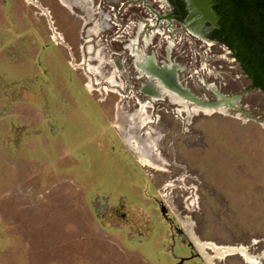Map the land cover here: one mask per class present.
<instances>
[{
    "label": "rangeland",
    "instance_id": "374dc122",
    "mask_svg": "<svg viewBox=\"0 0 264 264\" xmlns=\"http://www.w3.org/2000/svg\"><path fill=\"white\" fill-rule=\"evenodd\" d=\"M69 2L0 0V264H250L194 239L264 264V93L167 0ZM162 62L200 100L237 97L205 114L175 113L166 97L142 106L155 122L145 132L160 138L156 171L111 119L138 109V70ZM91 76L112 84L91 94Z\"/></svg>",
    "mask_w": 264,
    "mask_h": 264
},
{
    "label": "flooded vegetation",
    "instance_id": "af4514ba",
    "mask_svg": "<svg viewBox=\"0 0 264 264\" xmlns=\"http://www.w3.org/2000/svg\"><path fill=\"white\" fill-rule=\"evenodd\" d=\"M167 2L169 4L170 12L172 14V17L174 19H176L177 21H180L183 26H186L187 28H191L192 32L198 34L199 36H201L203 38H208L209 40H211L213 42H216L210 36L212 30L214 28L218 27V26L215 27V26H211L210 25L211 23H213V16L204 15L203 13L200 12V10L195 5L192 6L190 4L186 8L184 0H167ZM212 5H211V7H212ZM187 12H188V14H187ZM215 14L218 15L216 12H215ZM218 17H219V15H218ZM218 17H217V20H218ZM205 19L210 20L209 22H211V23H208L207 21L201 23ZM217 20H216V22H217ZM200 23H201V25H200ZM50 25L52 27V24H50ZM51 30H52V33L54 34V35H52V39L54 40V44L62 46L64 41L57 36V34L54 32L53 29H51ZM84 33H85V31H84ZM85 39H86V37H85ZM56 42H58V43H56ZM216 43H218V42H216ZM86 48L84 47V49H82V62L79 64V66H82V67L85 65L84 61H85ZM129 49L137 58L143 59V60L146 59L145 55L142 52L139 53L138 51L134 50L132 44H131V46H129ZM82 64H84V65H82ZM92 71H95V70H92ZM138 71H139L140 74H142V76H145L147 78V81H146L145 84L142 85V88L140 90V92H141V94L143 96L142 99H144V101L143 102H139L137 104V106H136L137 108H139L141 106H144V107L145 106H149V108L152 109V112H153V111H155L154 110L155 102L158 101V100L163 99V97L165 99V97H166L171 104L177 106V108L174 110L175 113H177V110L179 108L180 109H184V107L187 108L190 111V113H191L192 109H194V108H196V109L223 110L224 111L225 107L229 105L227 102H229V101L231 102V101H234L236 99L235 97L229 98L228 100L225 99V98H221V100H219L215 104L209 105V106L200 105V104H196L195 102H191V100L188 99V94H186L184 91H182V89H180L181 85H179L178 82L173 81L174 80L173 67H171V65L169 63L165 64L164 62H162L160 65H158V67L149 66L146 69L141 68ZM112 75L113 74H111L110 77H112ZM113 77H114V75H113ZM90 79H93V81H94V77L93 76H91ZM105 81L107 83H109V84H112L111 81L109 80V78H106ZM105 81L104 80L100 81L99 84L95 83V81H94L93 84L90 83V85L92 84L94 87L92 89H89L88 86H87L86 89L91 94H93V92L97 93V91L101 90L99 85L104 84ZM190 104H191V106H189ZM119 109H123V108L119 107ZM134 110H132L130 112H124V113H125V115H129ZM116 111H117V107H115V111L113 112V116H112V119H111V124L113 123L114 114L116 113ZM190 115L191 114H189V116ZM121 123H120L121 127L127 124L125 122V120H123V119H121ZM156 123H158V122H156ZM117 132H118V130H117ZM140 132H136V136H135V138L138 140L137 143H139V146H136L137 148L135 146H133V144H128V143L124 142V140L120 137V134L118 132V135L121 138L122 142L130 149V151L132 153H134V155L137 158H138L139 155H142V153H143L144 156H149V154L147 153L146 149H144V148L140 149V148H142L141 144H142V139L144 138L143 132L142 131H140ZM159 154H160V151H159ZM243 249H245L247 251L246 248H243ZM252 255L258 256V255H261V254H252ZM182 259H183L182 260V264H183L185 262L187 263V262L192 261L193 257L187 256V257L182 258ZM176 261H178V260L175 259V262Z\"/></svg>",
    "mask_w": 264,
    "mask_h": 264
},
{
    "label": "trees",
    "instance_id": "16d2710c",
    "mask_svg": "<svg viewBox=\"0 0 264 264\" xmlns=\"http://www.w3.org/2000/svg\"><path fill=\"white\" fill-rule=\"evenodd\" d=\"M218 27L210 34L229 50L250 87L264 93V0H216Z\"/></svg>",
    "mask_w": 264,
    "mask_h": 264
},
{
    "label": "bare ground",
    "instance_id": "6f19581e",
    "mask_svg": "<svg viewBox=\"0 0 264 264\" xmlns=\"http://www.w3.org/2000/svg\"><path fill=\"white\" fill-rule=\"evenodd\" d=\"M62 6L67 7L70 6L71 3L69 2V0H60ZM81 2V1H80ZM74 4V3H73ZM72 4V5H73ZM196 6V5H195ZM71 7V6H70ZM197 7V6H196ZM205 7V6H204ZM198 8V7H197ZM73 9V8H72ZM84 9V8H83ZM86 9V8H85ZM199 9V8H198ZM200 10V9H199ZM201 13H203L204 15L205 12L203 10H200ZM91 14V13H90ZM92 15V14H91ZM91 15H85L84 17V23L87 24L90 22V18ZM209 16V15H206ZM87 26V25H86ZM87 35L92 34V32L89 33V31H87ZM96 33V31H95ZM86 55H89L90 58L87 60L89 63H92L93 65H95V71H88L89 74L91 73V75L93 74L95 76V78L97 80L102 79L101 76V72L99 69V65L97 60H95V56L93 55V52L91 51V49L89 48V51L87 52ZM92 61V62H91ZM85 63V62H84ZM98 84L100 83V81L97 82ZM144 107V106H143ZM149 107V106H148ZM212 109H202L200 111L207 113L209 111H211ZM199 111V110H198ZM222 111V110H219ZM223 113V112H222ZM114 118H115V128L118 129L121 137L124 139V142L128 143V144H133V146H139L138 140L135 138L136 136V132H140L142 131L144 133V138L142 139V144L140 149H146L147 153L149 154V156H145L142 153V157H144L145 159H143V162L145 163V165L151 167L152 169H155L156 171H164L163 168L165 167L161 157L157 154V150L158 149V144H159V136H157L155 134V136H153V134L145 132L146 129L149 126H153L155 125V122H153L151 119H149V117L147 116L145 109L142 108H138L137 110H135L134 112H132L129 115H125L124 112L121 111V109H119L117 107V111L114 114ZM121 119L125 120V122L127 123L126 125L122 126L120 125L121 123ZM122 124V123H121ZM155 128V127H154ZM149 130V129H148ZM155 132H157V130H155ZM141 133V132H140ZM158 134V133H157ZM153 137H152V136ZM131 142V143H129ZM137 148V147H136ZM140 153V152H139ZM145 153V152H144ZM141 159V157H140ZM146 161V162H145ZM194 239V238H193ZM194 244H196V246L200 249L203 250L204 247H208L211 249V251H213L215 253L216 257H223L227 254H233V253H238L240 254L245 260H247L250 264H255L256 260H254L253 257H251L247 251L245 249H243L242 247L239 248H231V247H217L214 246L212 244H200L198 242H196V239H194ZM204 252V251H203ZM206 260L209 262L211 260V258L207 255H205Z\"/></svg>",
    "mask_w": 264,
    "mask_h": 264
},
{
    "label": "water",
    "instance_id": "95a60500",
    "mask_svg": "<svg viewBox=\"0 0 264 264\" xmlns=\"http://www.w3.org/2000/svg\"><path fill=\"white\" fill-rule=\"evenodd\" d=\"M185 1V6H186V8L188 7V5H196L200 10H203L204 12H205V14L206 15H209V16H213V23H211V22H209L210 20H208V19H205V20H203L201 23H203V22H208V23H211L210 25L211 26H215V27H217L218 26V24H217V22H216V20H217V17H218V15H216L215 14V11L212 9V7H211V5L213 4V3H215L216 2V0H184ZM205 6V7H204ZM187 14H188V12H187ZM201 23H200V25H201ZM151 66H153V67H158V66H156V65H151ZM173 67V66H172ZM173 74H174V80L173 81H176L177 82V78H176V69L173 67ZM179 87V86H178ZM180 89H182V91H184L186 94H188V99L189 100H191V102H195L196 104H200V105H206V106H209V105H213V104H215L216 102H218L219 100H221V98H225V99H229V98H233V97H237V95H233V96H231V97H229V98H227V97H224L223 95H221V94H217L218 96H219V100H217V101H214V102H209V101H203V100H200V99H198V98H196L195 96H193L192 94H191V92H189V90L187 89V88H182L181 86H180ZM228 104H231L232 103V101L230 102H227ZM181 262H182V260H178L176 263H174V264H181Z\"/></svg>",
    "mask_w": 264,
    "mask_h": 264
}]
</instances>
